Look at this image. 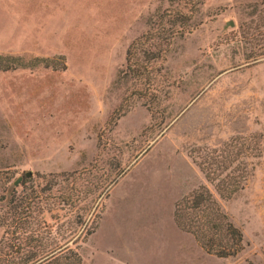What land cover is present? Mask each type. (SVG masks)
I'll use <instances>...</instances> for the list:
<instances>
[{"label":"rangeland","instance_id":"obj_1","mask_svg":"<svg viewBox=\"0 0 264 264\" xmlns=\"http://www.w3.org/2000/svg\"><path fill=\"white\" fill-rule=\"evenodd\" d=\"M161 17L172 39L145 94L133 61L146 52L134 49L125 70L126 50ZM261 50L264 0H0V54L19 57L0 70V197L27 169L20 193L47 175L50 195L29 222L50 231L36 252L69 246L80 264H264V55L251 57ZM231 144L229 169L244 176L223 198L192 155ZM200 183L240 227L235 253H209L175 223V202ZM7 209L1 199L0 264H17L4 253Z\"/></svg>","mask_w":264,"mask_h":264},{"label":"trees","instance_id":"obj_2","mask_svg":"<svg viewBox=\"0 0 264 264\" xmlns=\"http://www.w3.org/2000/svg\"><path fill=\"white\" fill-rule=\"evenodd\" d=\"M175 20V19H174ZM159 24L153 29H147L129 44L126 50L125 70H133L138 75L144 77V93L152 94L157 91L154 79L155 60L161 57L164 60L165 53L172 39V32L168 37H162L164 31L163 17L158 20ZM186 24L179 25L175 31L184 30ZM260 44V43H258ZM259 47H263L259 45ZM140 49L146 56L141 60H134L133 66L130 58L134 55V49ZM264 55V50L258 51L251 57L258 59ZM19 60V57L0 54V70L11 67L12 63ZM228 149V150H227ZM221 153H216L215 149L193 156L194 162L202 172L205 180L213 185L216 193L223 198L230 197L242 187L243 172L229 169L231 163L237 158L239 148L231 144ZM245 151L242 152V155ZM204 155V156H203ZM46 174H37L38 182L28 190L21 189L18 192L15 185L6 188L5 196L0 197L6 204L8 216L11 224V234L14 241L7 247L6 255L18 258L17 264H80L81 257L77 250L69 246L48 249L50 244L42 252L38 253L34 247L42 244L43 239L50 233L49 228L46 235L41 230H29V222L38 220V216L43 212V206L39 205L43 199L50 194L47 192L50 186L40 185ZM31 177L25 176L21 184H25ZM245 178V177H244ZM64 203H69L71 194H60ZM173 219L183 230L193 234L198 243L209 253L220 256L235 253L243 242V234L239 226L235 225L229 215L223 210L218 199L205 183H200L189 193L181 197L174 204ZM39 221V220H38ZM57 249V250H56ZM12 250V251H11Z\"/></svg>","mask_w":264,"mask_h":264},{"label":"water","instance_id":"obj_3","mask_svg":"<svg viewBox=\"0 0 264 264\" xmlns=\"http://www.w3.org/2000/svg\"><path fill=\"white\" fill-rule=\"evenodd\" d=\"M228 24H233V21L232 20H229L228 22H226L224 24V26H227ZM31 174V170L27 169L24 171L23 174H19L14 180H13V185H17L19 184V182L23 179V177L25 175H30Z\"/></svg>","mask_w":264,"mask_h":264}]
</instances>
